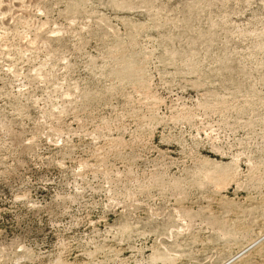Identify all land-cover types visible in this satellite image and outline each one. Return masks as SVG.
Here are the masks:
<instances>
[{
  "label": "rangeland",
  "instance_id": "rangeland-1",
  "mask_svg": "<svg viewBox=\"0 0 264 264\" xmlns=\"http://www.w3.org/2000/svg\"><path fill=\"white\" fill-rule=\"evenodd\" d=\"M0 264H264V0H0Z\"/></svg>",
  "mask_w": 264,
  "mask_h": 264
}]
</instances>
